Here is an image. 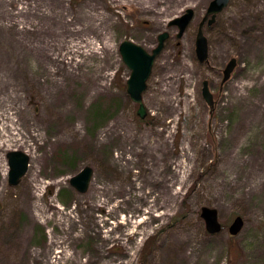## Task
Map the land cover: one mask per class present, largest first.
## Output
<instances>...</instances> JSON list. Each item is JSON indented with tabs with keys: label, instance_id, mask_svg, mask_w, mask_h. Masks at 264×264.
<instances>
[{
	"label": "rangeland",
	"instance_id": "1",
	"mask_svg": "<svg viewBox=\"0 0 264 264\" xmlns=\"http://www.w3.org/2000/svg\"><path fill=\"white\" fill-rule=\"evenodd\" d=\"M211 1L0 0V264H50L59 242L63 264H264V0H232L206 24L200 63ZM188 8L177 38L169 22ZM163 32L141 118L119 48L151 52ZM11 151L30 157L16 186ZM86 166L80 193L70 180ZM204 206L224 230L207 232Z\"/></svg>",
	"mask_w": 264,
	"mask_h": 264
},
{
	"label": "water",
	"instance_id": "2",
	"mask_svg": "<svg viewBox=\"0 0 264 264\" xmlns=\"http://www.w3.org/2000/svg\"><path fill=\"white\" fill-rule=\"evenodd\" d=\"M231 1L232 0H212L209 3L205 16L199 23L196 36V55L200 63H206L209 60V43L204 34V26L206 23L208 26L212 25L215 22L217 15L222 13L229 6ZM194 17V9L188 8L181 16H178L169 22V26H176L178 28L177 38H182ZM169 36V32H163L160 34L158 36V44L151 52H148L144 47L131 40H124L120 45L119 50L122 60L131 71L127 80V92L131 100L139 105L137 114L141 118H144L147 113L143 103V93L147 89V81L151 75L155 60L162 52ZM237 64L238 62L236 58H231L228 61L223 70L221 88L231 78ZM202 95L211 109L210 113L213 114L215 100L214 95L210 90L208 80H204L203 82ZM7 157L10 168L8 182L11 186H16L28 170L30 157L22 151H11L8 153ZM93 174V168L86 166L71 178L70 184L78 192L85 193L90 187ZM201 217L205 222L208 233L216 234L224 230L222 223L219 221V213L216 208L204 206L201 209ZM243 226V218L237 216L228 228L230 235H238L243 229Z\"/></svg>",
	"mask_w": 264,
	"mask_h": 264
},
{
	"label": "bare ground",
	"instance_id": "3",
	"mask_svg": "<svg viewBox=\"0 0 264 264\" xmlns=\"http://www.w3.org/2000/svg\"><path fill=\"white\" fill-rule=\"evenodd\" d=\"M22 200L20 201L21 203H23V204H27V202H26V200L24 199V198H21ZM38 211H41L39 208H38ZM70 217H72L71 215H70ZM98 232H100V234H101V231H98ZM54 243V242H53ZM55 244V243H54ZM59 245H61V249L62 250H60V251H57L56 253L57 254H60V255H62L60 258L59 257H57V259L55 260V261H52L50 264H63L62 263V260L63 259H66L67 257L66 256H64L63 257V254L66 252L67 253V249H68V247L67 246H65V247H63L65 244L64 243H62V242H59ZM16 251H12L11 249H10V247H5V248H3V250H2V253H3V255L5 256V257H11L12 255H14V254H16L15 253ZM72 258V256L70 255V257H68V259H71ZM48 262H49V260H48Z\"/></svg>",
	"mask_w": 264,
	"mask_h": 264
},
{
	"label": "trees",
	"instance_id": "4",
	"mask_svg": "<svg viewBox=\"0 0 264 264\" xmlns=\"http://www.w3.org/2000/svg\"><path fill=\"white\" fill-rule=\"evenodd\" d=\"M96 115H99V114L96 113ZM96 117H98V116H96ZM67 162H68L69 165L72 164V163L74 162V157H69V158L67 159Z\"/></svg>",
	"mask_w": 264,
	"mask_h": 264
},
{
	"label": "flooded vegetation",
	"instance_id": "5",
	"mask_svg": "<svg viewBox=\"0 0 264 264\" xmlns=\"http://www.w3.org/2000/svg\"><path fill=\"white\" fill-rule=\"evenodd\" d=\"M207 22V21H206ZM207 24V23H206ZM158 44V43H157ZM157 46V45H156Z\"/></svg>",
	"mask_w": 264,
	"mask_h": 264
}]
</instances>
